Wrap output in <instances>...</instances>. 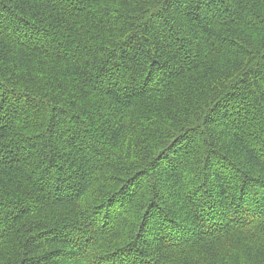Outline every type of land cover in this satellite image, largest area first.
Returning a JSON list of instances; mask_svg holds the SVG:
<instances>
[{"label":"trees","instance_id":"trees-1","mask_svg":"<svg viewBox=\"0 0 264 264\" xmlns=\"http://www.w3.org/2000/svg\"><path fill=\"white\" fill-rule=\"evenodd\" d=\"M0 264H264V0H0Z\"/></svg>","mask_w":264,"mask_h":264}]
</instances>
